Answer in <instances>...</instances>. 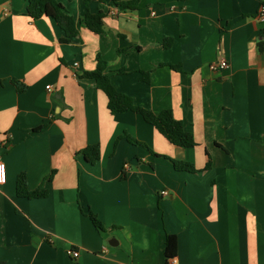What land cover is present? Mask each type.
Here are the masks:
<instances>
[{
    "label": "crops",
    "instance_id": "1",
    "mask_svg": "<svg viewBox=\"0 0 264 264\" xmlns=\"http://www.w3.org/2000/svg\"><path fill=\"white\" fill-rule=\"evenodd\" d=\"M58 1L78 22L103 10L104 32L79 24L63 44L56 21L28 16L27 0H0V264H165L170 235L167 264H264V0H141L135 11ZM99 55L119 92L171 110L197 145L171 144L134 112L112 114L81 77ZM221 59L229 67L212 72ZM91 145L95 164L82 153ZM22 173L48 196H19Z\"/></svg>",
    "mask_w": 264,
    "mask_h": 264
},
{
    "label": "trees",
    "instance_id": "2",
    "mask_svg": "<svg viewBox=\"0 0 264 264\" xmlns=\"http://www.w3.org/2000/svg\"><path fill=\"white\" fill-rule=\"evenodd\" d=\"M27 14L33 20H39L43 17H48L56 21L58 26L64 32V36L60 39L63 44H70L73 40L79 36V24L89 29L95 34H102L104 32V18L106 16L103 10L97 14L87 13L79 22L68 12L67 8L58 0H27ZM86 5L92 0H85ZM100 3L105 4L107 1H111L114 5L122 7L127 10L135 11L139 9L141 0H131L123 2L120 0H98ZM260 49L264 50V42L260 43ZM108 62L102 59L99 55L97 57V68L91 72H84L81 77L84 79H91L95 81L96 87L103 91L108 98V109L112 114L134 112L141 115L144 120L151 124L156 130L163 135L171 144L188 149L195 147L196 141L193 134L187 132L184 129V125L181 121L177 120L171 110H164L159 114L152 112L149 109L138 106L134 103L133 99L129 96L119 92L111 81V75L108 72ZM175 70L181 71V68L174 67ZM124 70L117 71V73H124ZM144 80L149 81V74L144 73ZM13 84L16 86L18 92H24L27 86L24 83L14 80ZM44 128L41 126L35 131H40ZM120 137L116 141V146ZM128 141L136 145H142L141 142L127 136ZM86 160L95 164L101 158V150L99 145H91L82 151ZM174 166L179 171H188L195 173L197 170L192 164L181 163L173 161ZM206 169H209L207 165ZM52 179V175L48 178ZM17 192L21 197L28 199L44 198L48 196V191L42 185L39 189L30 191L28 189L27 177L24 173L18 176L17 180ZM95 227L99 231H104L105 228L94 214L90 215ZM178 241L175 235H170L166 239L164 249V260L167 264L168 260L174 258L177 254Z\"/></svg>",
    "mask_w": 264,
    "mask_h": 264
},
{
    "label": "built area",
    "instance_id": "3",
    "mask_svg": "<svg viewBox=\"0 0 264 264\" xmlns=\"http://www.w3.org/2000/svg\"><path fill=\"white\" fill-rule=\"evenodd\" d=\"M257 19H258V21L261 24L264 25V4H262L260 6L259 13L257 15ZM74 66L78 67L79 64L75 63ZM228 67H229V63H228V61L226 59H221L219 61H214V62L210 63V65H209L210 70L212 72H214V73L221 72V71L225 70ZM48 89L50 90V86H48ZM0 145H2V147H3V146H6L7 144H6L5 141H2L0 139ZM6 181H7L6 165H5L4 161L2 160V158L0 157V184L3 185V184L6 183ZM162 195L166 196V195H168V192L164 191V192H162ZM70 255H72L74 258H78L80 254L76 250H71L70 251Z\"/></svg>",
    "mask_w": 264,
    "mask_h": 264
},
{
    "label": "water",
    "instance_id": "4",
    "mask_svg": "<svg viewBox=\"0 0 264 264\" xmlns=\"http://www.w3.org/2000/svg\"><path fill=\"white\" fill-rule=\"evenodd\" d=\"M111 244H112V241H111Z\"/></svg>",
    "mask_w": 264,
    "mask_h": 264
}]
</instances>
